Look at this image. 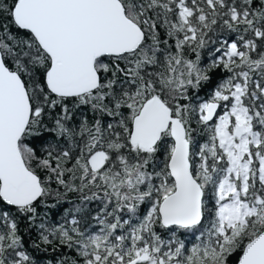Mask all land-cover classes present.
Segmentation results:
<instances>
[{
	"label": "snow or ice",
	"instance_id": "1",
	"mask_svg": "<svg viewBox=\"0 0 264 264\" xmlns=\"http://www.w3.org/2000/svg\"><path fill=\"white\" fill-rule=\"evenodd\" d=\"M0 264H264V0H0Z\"/></svg>",
	"mask_w": 264,
	"mask_h": 264
},
{
	"label": "trees",
	"instance_id": "2",
	"mask_svg": "<svg viewBox=\"0 0 264 264\" xmlns=\"http://www.w3.org/2000/svg\"><path fill=\"white\" fill-rule=\"evenodd\" d=\"M205 62H207V58L205 59ZM214 75V79H218L219 78V74L216 73V74H213ZM203 95V93H202ZM76 194H78V196H75ZM74 195V196H73ZM66 200H77V201H80L81 202V194L80 193H68L67 196L65 197V199L62 201H66ZM62 202H60L58 204V206L56 208H53L51 209L50 213H49V217L53 220H59V214H58V209L60 206H62ZM49 204H52L54 203L53 200H49L48 201ZM40 211L43 212V211H46V209H44L43 207L40 208ZM26 227V223L25 222H22L21 223V228H25ZM32 238L35 239L36 238V233L33 232L32 233ZM25 240L27 241L28 240V236L26 235L25 236ZM190 247V246H189ZM34 255H37V258L38 259H45V258H51V256L49 255L48 257H45L43 254H37V253H34Z\"/></svg>",
	"mask_w": 264,
	"mask_h": 264
},
{
	"label": "flooded vegetation",
	"instance_id": "3",
	"mask_svg": "<svg viewBox=\"0 0 264 264\" xmlns=\"http://www.w3.org/2000/svg\"><path fill=\"white\" fill-rule=\"evenodd\" d=\"M75 196H78V194H76ZM62 203H63L62 206H60L59 209H58V214H59V218L60 219H62L65 210L74 209L77 206H80L81 205V202L80 201H77V200H71V201L70 200H66V201H64ZM96 206H97L96 205V202H87V203H85L83 205V207H84L85 210L95 209ZM180 238L181 239H184L185 236L183 234H181L180 235ZM188 241L194 242V238L191 235H188ZM188 246H190V243H189Z\"/></svg>",
	"mask_w": 264,
	"mask_h": 264
}]
</instances>
